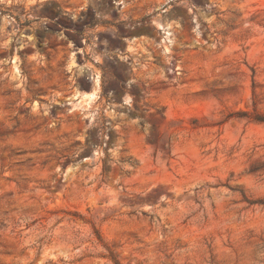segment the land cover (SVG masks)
Returning a JSON list of instances; mask_svg holds the SVG:
<instances>
[{
	"label": "rangeland",
	"instance_id": "1",
	"mask_svg": "<svg viewBox=\"0 0 264 264\" xmlns=\"http://www.w3.org/2000/svg\"><path fill=\"white\" fill-rule=\"evenodd\" d=\"M264 0H0V264H264Z\"/></svg>",
	"mask_w": 264,
	"mask_h": 264
},
{
	"label": "trees",
	"instance_id": "2",
	"mask_svg": "<svg viewBox=\"0 0 264 264\" xmlns=\"http://www.w3.org/2000/svg\"><path fill=\"white\" fill-rule=\"evenodd\" d=\"M255 120H256V121L264 122V118H260V117H256ZM116 264H118V263H116Z\"/></svg>",
	"mask_w": 264,
	"mask_h": 264
}]
</instances>
